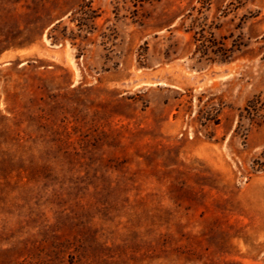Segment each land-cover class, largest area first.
Segmentation results:
<instances>
[{
    "label": "rangeland",
    "instance_id": "1",
    "mask_svg": "<svg viewBox=\"0 0 264 264\" xmlns=\"http://www.w3.org/2000/svg\"><path fill=\"white\" fill-rule=\"evenodd\" d=\"M0 264H264V0H0Z\"/></svg>",
    "mask_w": 264,
    "mask_h": 264
}]
</instances>
